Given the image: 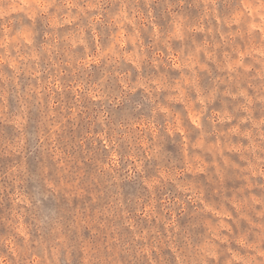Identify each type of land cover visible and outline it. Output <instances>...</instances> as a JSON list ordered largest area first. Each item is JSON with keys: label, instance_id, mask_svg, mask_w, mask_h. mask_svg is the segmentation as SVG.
I'll return each mask as SVG.
<instances>
[{"label": "rangeland", "instance_id": "374dc122", "mask_svg": "<svg viewBox=\"0 0 264 264\" xmlns=\"http://www.w3.org/2000/svg\"><path fill=\"white\" fill-rule=\"evenodd\" d=\"M0 264H264V0H0Z\"/></svg>", "mask_w": 264, "mask_h": 264}]
</instances>
